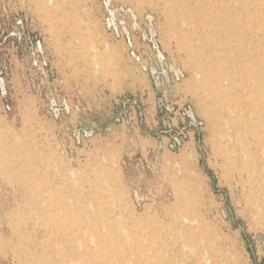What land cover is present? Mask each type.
I'll return each mask as SVG.
<instances>
[{"label":"rangeland","instance_id":"obj_1","mask_svg":"<svg viewBox=\"0 0 264 264\" xmlns=\"http://www.w3.org/2000/svg\"><path fill=\"white\" fill-rule=\"evenodd\" d=\"M244 72L264 0H0V264H264Z\"/></svg>","mask_w":264,"mask_h":264},{"label":"bare ground","instance_id":"obj_2","mask_svg":"<svg viewBox=\"0 0 264 264\" xmlns=\"http://www.w3.org/2000/svg\"><path fill=\"white\" fill-rule=\"evenodd\" d=\"M259 5V4H258ZM213 12V11H212ZM214 14V12H213ZM215 20V19H214ZM215 23V22H214ZM222 77V79H221ZM240 91L244 92V98L234 101V107L232 110L234 112H243L235 122V128L237 131L246 132L251 137L249 140L244 136V149L243 152L238 155L239 157L246 158V173L250 179L252 185L256 182L254 179L258 175L260 184H264V165L261 164V161L255 158H252V144L256 143V146L264 148V77L254 79L250 76L246 82V72L244 75H240ZM218 82L225 80L229 87H234L235 80L227 77L223 74L218 79ZM221 87V86H220ZM223 89V88H220ZM247 95V99H246ZM225 99L227 101H232L231 97L228 94H225ZM242 103V104H241ZM223 104V103H222ZM223 107V106H222ZM232 110L227 109L231 112ZM250 144V145H249ZM254 155V154H253ZM254 174H256L254 176ZM264 205V204H263ZM261 208H264L261 205ZM108 256V255H107Z\"/></svg>","mask_w":264,"mask_h":264},{"label":"water","instance_id":"obj_3","mask_svg":"<svg viewBox=\"0 0 264 264\" xmlns=\"http://www.w3.org/2000/svg\"><path fill=\"white\" fill-rule=\"evenodd\" d=\"M191 116V115H190Z\"/></svg>","mask_w":264,"mask_h":264}]
</instances>
